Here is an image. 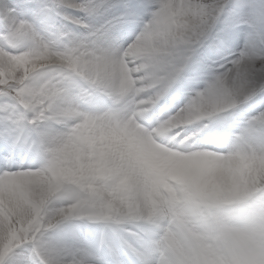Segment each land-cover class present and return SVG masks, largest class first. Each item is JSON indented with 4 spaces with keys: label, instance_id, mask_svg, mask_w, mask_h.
Segmentation results:
<instances>
[{
    "label": "snow or ice",
    "instance_id": "1",
    "mask_svg": "<svg viewBox=\"0 0 264 264\" xmlns=\"http://www.w3.org/2000/svg\"><path fill=\"white\" fill-rule=\"evenodd\" d=\"M0 264H264V0H0Z\"/></svg>",
    "mask_w": 264,
    "mask_h": 264
}]
</instances>
